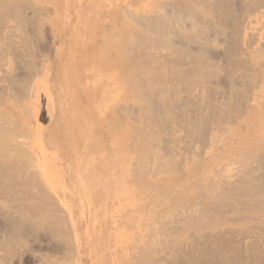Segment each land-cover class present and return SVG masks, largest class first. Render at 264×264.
Masks as SVG:
<instances>
[{
	"label": "bare ground",
	"instance_id": "obj_1",
	"mask_svg": "<svg viewBox=\"0 0 264 264\" xmlns=\"http://www.w3.org/2000/svg\"><path fill=\"white\" fill-rule=\"evenodd\" d=\"M34 1L0 0V201L8 208L11 201L26 198L30 201L26 204L28 209L26 207L27 210H23L24 206L19 204V208L22 209H19L18 213L22 210L23 213L32 211L33 215L29 214L32 215V222L37 226L57 227L58 225L57 228L62 231L68 227L67 219H63L64 217L55 219L59 216V211L56 217L50 214L53 204L51 199L47 198L52 192L58 194L59 191L62 193L64 190H61L62 187H57L54 183L55 178H48L45 183L39 176L46 177L53 169L47 150L42 147L41 142L44 128L55 112L54 104L48 95L51 67L54 60L64 57V44L58 43L53 38V41H50L51 49L48 48L45 52L42 48V56L40 48L37 47L36 51L39 52V58L41 57L39 59L38 53L36 52V55L34 52L30 33L28 34L24 29L31 28L36 31L39 39L40 36L48 35L44 32V29L47 30L46 25L58 26V28L71 25L69 18L75 4L82 8L83 4L91 3L92 7L94 2L93 0H36L33 8H37L35 10L32 8L36 12L32 17H28V14L22 12L23 5L29 8ZM41 1L52 4L54 13L53 9L50 11L49 6L50 10L41 8L40 6L47 7L42 3L39 5ZM124 1L99 0L98 4L118 9ZM146 1L148 0H129L126 10L124 8L126 12H121L126 14V17L131 15L129 19L131 18L132 23L129 28L133 42L127 43L120 51L119 57L122 58L120 64L108 60L110 56L100 53L95 57L92 56L94 61L86 66V75L80 76L77 71L78 84L90 90L84 94L98 116L103 117L105 111L115 112L114 109L118 108L120 115L127 117L124 119V124L120 123L122 129L127 128V136H122L123 140L120 137V143H113V156L117 157L113 162L116 170L113 177L105 181L106 185L101 186V190L98 189V185L102 183L103 171H106L110 164L107 161L100 163L97 161L99 158L93 152L91 143L87 142L83 128L81 130L78 126L79 121H85L86 115L92 118L95 114L86 113L81 109L77 102H74L72 92H70L71 104L65 106L64 117L67 126L73 129L78 137L71 146L72 152L68 153V160L74 168L70 171L71 182L68 180L65 184L68 191L60 201L70 220L80 256L78 264H82L80 248L83 242L78 228L81 219L78 212L73 209L72 192L79 193H77L78 203L75 206L80 205L81 209L87 207V210L84 208L83 211L84 215L90 218V227L103 222L107 212L105 205H109L108 201L112 195L114 200L120 199L119 203L125 200L120 206L122 210L117 207L119 213L113 217L114 225L120 232L114 234L115 236L112 235L113 243L108 253L112 254V262L108 259V263L102 264H264V135L255 136L257 131H264V60L262 58L264 48H260L263 47L264 42H261L263 45L260 43L262 34L256 32L259 25L264 26V0H244L243 3L240 1L243 6H239L243 8L242 12L236 9V0L234 2L233 0H149V3ZM133 5L134 8L131 7ZM170 6L172 10L169 9ZM43 11L53 13L54 17L52 18L50 14L44 15ZM181 13L182 18L179 16ZM14 17L21 23L19 29L27 34L24 40L21 37L19 40L17 37L20 31L17 26L20 24L16 22V25L13 21ZM192 18L199 19V27L197 25L194 27L195 24L193 27L189 25L193 21ZM188 19L191 21L187 22ZM228 24L230 28L231 25L234 26L232 34L243 45L241 48L240 43H237V46L239 45L238 47L243 50L237 49L244 51L242 53L248 57L243 56L244 59L247 58L243 63L237 62L239 71L233 68L231 81L225 87L220 76L225 69L222 67L227 63H223V57L229 49L223 46L225 40L222 41V47L219 42L217 45L210 41L206 34L211 31L215 34L217 31L214 27L217 26V30L221 26L225 29ZM82 26L89 27V20L80 17L79 21L73 23L70 33L80 37ZM205 30L209 33L205 34ZM228 31L230 32V29ZM19 33L21 35V32ZM43 39L49 43L47 38ZM236 39L232 37L230 41L234 42ZM137 44L139 47L136 46ZM211 48L215 50L214 54L210 53ZM240 54L237 56L239 57ZM9 61L17 62L16 68L13 65L15 63H11L14 67L7 65ZM139 63V68L135 70L133 67ZM233 63L229 62L230 66L236 67ZM18 64L24 69L22 74L18 72L20 75L16 71ZM123 72L129 74V79L128 84L125 85L126 91L125 89L122 91L121 97L125 94L127 99L136 98L137 95L133 91L134 94H130L132 88L139 93V103L134 102L130 105L124 101L122 102L124 104L115 105L118 97L115 94L120 93L125 82ZM110 95L113 100H110ZM142 119L145 122L144 128L131 123V121L137 123ZM87 121L84 127L86 130L93 125L90 119ZM224 121H228L227 126L233 125L232 128L227 127ZM225 129H228L229 134H224L227 132ZM115 135L118 137L117 132ZM129 136H135V140L141 137V141L136 142L138 148L143 146V142L148 141L151 145L158 141L156 143L159 147L158 144L152 146L160 148V153L154 158H152L153 154L147 157L149 160L140 162L138 170H134L133 157L127 151ZM119 144L120 147H124L123 159L118 152ZM193 146L197 149L195 151L197 153L193 152L194 156L191 155ZM189 148H191L188 152H191V159L190 155L184 156L188 154ZM135 149L137 152V148ZM27 150H30L29 155ZM36 156L40 157L39 161ZM150 163L153 166L150 172H155L147 175ZM29 165L35 173L30 170L31 168L29 169ZM122 165L124 170H127V174L123 175ZM54 166L56 169V165ZM146 176L150 179V185H155L157 188L151 189L150 194L140 186L145 185ZM134 180L141 182H137L138 189H141L138 193L141 200L144 202L149 198L158 200V202L154 201L157 203V208H153L159 214L156 215V219H152L148 229L151 234L143 229L142 220L147 215L144 208L138 205L135 210L136 215L131 213L130 205L135 202V196L140 191H136ZM113 182L114 187L118 186L115 192L110 189ZM54 201L52 202H58ZM91 203H93L92 212L89 211L92 207ZM23 204L25 205V202ZM15 205L18 206L17 204L12 206L16 207ZM29 214L22 215L29 217ZM7 217L10 223L4 224L9 226L6 225L3 230L0 228V264H11L10 254L13 252L14 255L15 251L17 253L15 250L18 248L17 244L24 242L23 239L17 238L20 236L17 233L20 229L15 231L16 217L14 218L12 213ZM8 219L6 218L7 221ZM111 224H113L111 220L105 222L107 227ZM130 226L135 228L132 229ZM55 227L47 228L53 230L54 234L57 230ZM130 228L134 231H129ZM33 229L36 230L35 227ZM22 230L21 227L20 232ZM69 230L65 229V236L67 233L70 235L67 232ZM13 231L16 232V237ZM62 233L60 236H64ZM60 238L58 237L59 240ZM65 238L72 239L70 236ZM70 239L68 240L71 241ZM69 241L65 243L69 244ZM73 243L71 241L69 245L72 246ZM157 243L159 246L155 247ZM67 248L68 252L69 247ZM38 251L44 252V249ZM47 254L43 261L38 258L39 264H62L56 262L57 258L54 261L55 253L53 259H48ZM20 255H22L21 251ZM72 259V256L69 257L68 261H72L69 264H74ZM63 261L68 264L67 260Z\"/></svg>",
	"mask_w": 264,
	"mask_h": 264
},
{
	"label": "rangeland",
	"instance_id": "obj_2",
	"mask_svg": "<svg viewBox=\"0 0 264 264\" xmlns=\"http://www.w3.org/2000/svg\"><path fill=\"white\" fill-rule=\"evenodd\" d=\"M33 1V0H32ZM36 1V0H35ZM35 1H34V3H32V7L31 6H29V8H28V6H27V8L29 9V11H27V8H26V6L25 5H23V14H28L29 16L28 17H32V15L36 12V11H33L32 10V8H33V5L35 4ZM40 1V0H39ZM149 1V0H148ZM148 1H146V3H149ZM226 1H228V0H226ZM229 1H232V0H229ZM235 0H233V2H234ZM243 1L244 2V0H236L235 1V3L237 4V5H235V7H236V9L238 10L239 9V12H242L241 10H243V6L240 4L241 2ZM38 2V1H37ZM37 2H36V4H37ZM93 6L91 7L90 6V4H83L82 5V8H79L78 7V4H75V7L72 9V11H71V15H70V20H69V22L71 23V25H68L67 24V26L64 28H58V26H54V27H52L53 25H49V26H47L46 25V31H45V29H44V32L46 33V34H48L49 35V37H48V35H46L45 33H44V35H46V36H38L39 37V39H37V33H36V31H34V30H31V28H26V29H24L29 35H30V39H31V43H32V45H33V47L35 48L34 49V52L36 53L37 51V47L38 48H40L39 49V51H40V55L42 56L43 55V53H42V48H44L43 49V51H45V52H47L46 50L49 48V49H51L50 47H52L51 45H52V43L50 42L51 40L53 41V38H55V40H57L58 41V43H62V44H64V57L62 58V57H59V59H60V62H59V66H57V77H58V81H61L62 82V84H63V82L65 83V81L63 80L64 79V73H65V60H66V56H65V53H66V49L68 50V51H74V55H76V53L75 52H77V54L79 55V57H83L82 55H83V53L85 52V51H87L88 52V55H87V53H86V55L88 56V58H87V56H86V59L85 60H80V63L82 64V65H79V68H81L80 69V72H79V75L80 76H83V75H86V66L88 65V64H90V63H92L93 61H94V58L93 57H95V55L97 56L98 54H103L104 56H110V58L108 59V60H112V61H114V62H116L117 64H120V62H121V60H122V58H120L119 56H120V51H122L123 49H124V47H125V45L127 44V43H131V42H133V35H131V30H130V28H129V25L132 23L131 22V18L129 19V17L131 16H128V17H126V14H122L123 13V11H125L126 10V7L128 6V3H129V0H125L122 4H120V8H114V7H111L110 6V3L109 2H107L108 3V5L110 6V7H108V6H104V5H101V6H99V4H98V2H99V0H93ZM242 2V3H243ZM44 4L43 6H45V5H47V7L45 6V7H42V6H40L41 8H48V6H49V8L51 9H47V10H50V11H52V9H53V13H54V8H53V5L52 4H50V3H48V2H43V1H41L40 3H38L39 5L40 4ZM234 3V4H235ZM31 4V3H30ZM37 4V5H38ZM38 5V6H39ZM36 6V5H35ZM34 6V7H35ZM239 6H242L241 8L239 7ZM52 7V8H51ZM132 8H134V5L133 6H131ZM31 8V9H30ZM37 7H35V9H36ZM124 8H125V10H124ZM34 9V8H33ZM34 9V10H35ZM123 9V10H122ZM169 9L170 10H172V8H171V6L169 7ZM25 10V11H24ZM47 10H45L44 9V11H46L47 12ZM28 13H27V12ZM44 11H43V14L45 15H49L50 14V16L53 18L54 17V15H53V13H51V12H49L48 11V13H44ZM122 12V13H121ZM126 12V11H125ZM32 13V14H31ZM84 16V17H83ZM179 16H181V18H182V13L181 14H179ZM80 17L81 18H85L86 20H89V27H84V26H82L81 27V30H80V32H79V36L80 37H77V35L75 34L74 36H73V34H71L70 33V29L72 28V25H73V23L74 22H76V21H79L80 20ZM46 18H47V16H46ZM16 19V17H14V22L16 23V22H18V24H20V25H18L17 26V28H18V30H20L19 28V26H21V23L19 22V20H15ZM18 19V18H17ZM193 19V18H192ZM196 19V18H195ZM195 19H193V21H196L195 23L193 22V21H191V19L189 20H187V22L189 21H191L190 22V24L189 25H192V27H193V25H194V27H196V25H197V27H199L198 26V24L200 25V21H199V19L197 18V20H195ZM193 22V24H191ZM113 24V25H112ZM16 25H17V23H16ZM108 27V28H107ZM218 27H220V26H218ZM225 27V26H224ZM229 27V28H228ZM23 28H25V27H23ZM52 28V29H51ZM220 28H222V31H220ZM219 28V30H217V26L216 27H214V30H216L217 32H215V34H214V31H211V29L209 30V31H211L210 33H209V31L207 32L206 30V32H205V34L206 33H209V34H206L207 36H208V38L210 39V41H212L213 43H215V44H217V42H219V45L221 44V46L223 45L222 43L223 42H225L224 44L225 45H223L226 49H229V51H228V53L226 54H224V55H226L225 57H223V63H226V64H224V66H223V63H222V68H224L225 67V69H223V72H222V74L223 75H221L220 77L222 78H220V80L221 81H223V83L222 84H224L225 85V87H227L228 85H229V83H230V79H231V77H232V75H233V73H234V71L233 72H231L232 70H233V68H234V70H235V68L238 70L239 68L237 67V62H241V63H243L244 61H246V57H248L245 53H242V52H244V51H241V50H243V49H241V48H243V45H241V41L239 40V39H236L237 37H235V35L234 34H232L234 31H232L233 30V28H234V26L233 25H231V28H230V26H229V24L226 26V28L224 29L222 26ZM131 29H133V28H131ZM223 29L224 30H226V32H225V34H224V32H223ZM230 29V32L228 31ZM28 30H30V31H32V32H28ZM212 30H213V28H212ZM25 31H23L22 29L20 30V31H18V33H17V37H18V39H19V37H21V39H26L27 38V34H26V32ZM33 31L35 32V35L33 34ZM219 31V32H218ZM232 31V32H231ZM19 32H21V35H19L20 33ZM91 32V33H90ZM228 32V33H227ZM256 32H258L260 35L262 34V36H260V43L263 41L264 42V26L263 25H259V28H258V30H256ZM32 33V34H31ZM230 33H231V35H230ZM26 34V35H25ZM118 34V35H117ZM33 35V36H32ZM51 35V36H50ZM56 35H58V37H56ZM220 36V37H216V36ZM33 37V39H32V37ZM214 36V37H213ZM231 36V37H230ZM47 38V40H49V43H48V41H46L45 42V40L43 39V38ZM91 37V38H90ZM232 37H233V39H236L237 40V42H233V41H230V40H232ZM34 38H36V39H34ZM52 38V39H51ZM56 38H58V39H56ZM214 38L216 39V40H214ZM220 38V40L218 41V39ZM20 40V39H19ZM41 40V41H40ZM77 40V41H76ZM225 40V41H224ZM240 42H239V41ZM98 41H99V43H98ZM221 41V42H220ZM223 41V42H222ZM40 42H42V44L40 43ZM72 42H74V43H72ZM44 43H47V44H44ZM57 43V44H58ZM96 43H97V46H96ZM228 43V44H227ZM236 43V44H235ZM237 43L239 44L240 43V47L241 48H239L238 46H237ZM35 44H36V47H35ZM99 44V45H98ZM237 46H235V45ZM262 45H263V43H261ZM218 45V44H217ZM227 45V46H226ZM230 45V46H229ZM43 46V47H42ZM137 47H139V44H137L136 45ZM222 46V47H223ZM229 47V48H228ZM237 48H239V49H241L240 51H239V49H237ZM260 48H264V45H263V47L261 46ZM54 51V50H53ZM235 51H237L236 52V55H234L235 54ZM263 52V56H262V58H263V60H264V50H262ZM222 52V50L220 51V53ZM242 53V54H240V53ZM38 53V58H39V52H37ZM37 53H36V55H37ZM116 53H118V56L116 57ZM210 53L211 54H214L215 53V50H213V48H211V51H210ZM237 54H240L239 55V57L237 56ZM112 55H113V57H112ZM241 55H242V58H241ZM246 55V57H245V59H244V57L243 56H245ZM93 56V57H92ZM29 57V56H28ZM41 58V57H40ZM39 58V59H40ZM120 58V59H119ZM30 59H31V57H30ZM230 59H233V60H231L230 61ZM242 59H244V60H242ZM237 60V61H236ZM240 60V61H239ZM14 61V60H13ZM13 61H9V62H7V65H10V66H12V67H14L15 66V68H16V65H17V62H13ZM55 61L56 60H54L53 61V65H52V67H51V69L52 68H54V67H56L55 66ZM225 61V62H224ZM231 63H233V64H236V67L235 66H233V67H231L230 65L231 64H229V62ZM110 62V61H109ZM11 63H15V64H13V65H11ZM77 63H78V61H77ZM249 63V62H248ZM232 64V65H233ZM250 64V63H249ZM139 65H140V63L137 65V66H134L133 68L135 69V70H137L138 68H139ZM226 65V66H225ZM227 65H229V67H231L230 69H228V71H226L227 70V68H229ZM251 66H253L252 64H250ZM23 70L24 69H22V67L18 64V66H17V73L18 72H20L21 74L23 73ZM236 70V71H237ZM239 71V70H238ZM237 71V72H238ZM228 72H230V73H228ZM20 73H18L19 75H20ZM124 73V75H123V80L125 81H122V83L124 82V84H122L123 85V88H122V90L120 89V93L119 94H115V96L117 97L116 98V103H115V105H119L120 103H122V102H124V101H127L128 102V104H132V103H139V101H138V98L140 99V97H139V93L137 92V91H134V90H132V88H131V91H130V94L132 93V94H136L137 95V97L136 98H131V99H127V95H125V94H123V96L121 97V95H122V91L125 89V85H127L128 84V79H129V74H126L125 72H123ZM228 73V74H227ZM229 74H230V76H229ZM51 75H52V70H51ZM230 77V78H229ZM229 82V83H228ZM64 85L65 84H63V87H64ZM120 87H121V85H120ZM229 88V87H228ZM125 91H126V89H125ZM134 93H133V92ZM125 93V92H124ZM51 94V93H50ZM49 94V92H48V95H49V97H50V99H51V101H52V96ZM68 98H66V102L64 103V106L65 105H70L71 104V98L72 97H70V93H68ZM110 100H113L112 99V97H111V95H110ZM74 102H77V100H74ZM122 104H124V103H122ZM121 105V104H120ZM55 117V112H54V115L51 117V118H54ZM51 118L49 119V121L51 120ZM139 119V118H138ZM225 122V125L228 123V121H224ZM131 123H133L134 125L135 124H137V125H139L141 128H144V124H145V122H143V119L142 120H138L137 121V123L136 122H133V121H131ZM261 123V122H260ZM31 125L33 126L34 125V122L33 123H31ZM121 126H122V124H120V128H121ZM227 126V125H226ZM229 126V125H228ZM227 126V127H228ZM233 126V125H232ZM232 126L230 127V128H232ZM226 127V128H227ZM228 130V129H227ZM226 129H225V132L227 131ZM121 131H122V133H123V136L125 135V136H127V128H124V129H121ZM229 131H227L226 133H224L225 135L226 134H229L228 133ZM111 133V132H110ZM114 133H116V131L114 132ZM121 133V132H120ZM258 134L259 135H264V131H257V134H255V136H258ZM111 135V134H110ZM33 136V135H32ZM136 136V135H135ZM135 136H133V137H130L129 136V139H128V144H127V148H128V152H129V154H131V156L133 157V162L135 163V164H133V168H135L134 170H138V165L140 166V162H142V161H144V160H149V159H147V157H150L152 154V158H154L155 156H156V154L158 153H160V151H161V149L159 148L158 149V147H159V144L158 143H156V142H158V141H154L155 142V146H157L156 144H158V147H155V146H152L153 144L151 143V145H150V143L148 142V141H146V142H148L147 144H146V142L144 143L143 142V146H140L139 148L137 147V144H136V142H140L141 141V137H137L136 138V140H135ZM116 137V136H115ZM114 136H113V138H114V141H116V142H118V139H116ZM122 138V137H121ZM134 138V140L132 141V139ZM139 138V139H138ZM52 140V141H51ZM122 140H123V138H122ZM130 140H131V142H133V143H131L130 142ZM120 142H121V140H119ZM135 141V142H134ZM49 142L51 143V145H59L60 144V138L57 136V134L54 132V133H52L51 134V137H50V140H49ZM120 145V144H119ZM135 145V146H134ZM33 146V145H32ZM133 147H135V148H137V152L135 151L136 149L135 148H133ZM143 147V148H142ZM153 147H155V148H153ZM34 148V147H33ZM33 148H30V149H32L31 151H34V149ZM121 148V147H120ZM133 148V149H132ZM140 148H141V150H140ZM146 148V149H145ZM191 148H193L192 150H194V148H195V150L194 151H192L191 150ZM191 148H189V150L187 151V153L191 150V155L192 156H194L195 154L193 153V152H195L197 149H196V147L195 146H193V147H191ZM135 149V150H134ZM144 149V150H143ZM152 151H154L153 153H152ZM27 152H28V155H29V153H30V150H27ZM35 152V151H34ZM70 152H72V149L70 148V150H69V152L68 153H70ZM142 152V153H141ZM141 153V154H140ZM190 153H188V154H185L184 156H186L187 157V155L189 156L190 155ZM195 153H197V152H195ZM32 154L34 155V153L32 152ZM140 154V155H139ZM194 154V155H193ZM36 155V154H35ZM142 155V156H141ZM149 155V156H148ZM191 155H190V159L192 158L191 157ZM138 157V159H137V157ZM37 157V156H36ZM35 158V157H34ZM189 158V157H188ZM37 159H38V161H39V159H40V157H37ZM31 162V161H30ZM29 162V163H30ZM139 163V164H138ZM32 164V163H31ZM151 165V166H150ZM150 165H149V168L148 169H152L153 168V166H152V164L150 163ZM30 167H29V169L30 170H32V167H31V165H29ZM137 166V167H136ZM151 169L149 170V171H147V175H149L150 173L151 174H153V172H155V171H153V172H150L151 171ZM33 172H34V170H32ZM111 173L112 172V170H108V173ZM35 173V172H34ZM133 173L135 174V171H133ZM38 175H39V173H38ZM38 177V176H37ZM44 177V178H43ZM47 177V178H46ZM46 177L45 176H39V178H41L45 183H46V181H47V179L49 178V179H51V178H55V181H54V183L57 185V187L58 188H61V190L63 191L62 193H61V191H59L58 192V194H54L53 192L52 193H50L49 191V198H47V199H51V203L53 204L52 205V207H51V211H50V214L51 215H53L54 217H56V215H57V213H58V211L60 212V214L62 215H60L59 213H58V215L59 216H57L55 219H58V217L59 218H63V219H67L66 220V223H67V225H68V229L65 227L64 228V230H60V228L58 229L57 227H58V225H56L57 227H55V225H54V227L57 229L56 231H55V229H54V231H55V235L53 234V230H51L52 228H54V227H50V226H48V225H45V227H44V225H36L35 223H33L32 222V218L33 217H31L32 215H33V212L32 211H26L25 213H23V210H25L26 209V207H27V209H28V206L26 205V204H28L30 201L28 200V199H26V198H24V199H19V200H16V201H11L9 204H11L10 206H8V208H6V206L7 205H4L5 203H3V202H1L0 201V208H1V210H0V223H1V225H0V228L3 230V228H6V225L8 224V223H10V221H9V219H8V217H7V215H9V214H13L14 215V218L16 217V221H15V223H14V221H11V222H13L14 224H15V231L17 230V231H19V229H20V231H21V227L23 228V230H22V232L24 233V234H22V232H17L18 233V236L19 237H17L18 239H20V240H24V242H20V243H18L17 245V247L20 249V250H18V248H16L15 250H17V253H16V251L14 252V255H13V252H12V254H10L11 255V257H13V258H11L10 256H9V259L11 260H13V261H10L9 260V262L12 264V262H13V264H32V263H34V264H36V262H37V264H39L38 262H40V260L39 259H41L42 261H43V259H44V257H45V254H47L46 252H48L49 253V250L52 252H50L52 255L55 253L56 255V257L54 258V255L52 256L51 255V257H49V254H47L48 255V259L49 258H51V259H53L54 258V261H55V259L57 258V260H56V262H58V263H62V264H67V262H64L63 260L65 259V260H67L68 261V259H69V257H71L72 256V260H73V263L74 264H78V262H79V258H80V256H79V252L77 251V245H76V243H75V240H74V235H73V232H72V230H71V225H70V220H69V218H68V216H67V213H66V211H65V209L63 210V205L61 204V201H60V199L63 197V196H65V194H66V191H68V190H66V189H68V187H66L65 186V184H67V181L68 180H70V182H71V176H70V172L69 171H57V170H54V171H51L50 172V174L49 175H46ZM148 176H146V178H145V185L143 184V185H140L141 186V188L145 191V190H147V193H149L150 194V192L153 190V188H155V189H157L156 188V186L155 185H150L151 183H150V179L149 178H147ZM48 179V180H49ZM147 179V180H146ZM42 181V182H43ZM58 181V182H57ZM63 181V182H62ZM59 183V185L57 184V183ZM136 182V183H135ZM137 182H140V180H134V185H135V189H136V191H139V192H137V195L135 196V199H134V203L133 204H131L130 206V209H131V213H132V215L134 214V215H136L135 214V210H136V208H137V206L139 205V206H141V207H143L144 208V210H145V212L147 213V215L146 216H148L147 218H146V216H145V219L144 220H142V225H143V229H144V231H147L148 232V234H151L150 233V231L148 230L149 228H150V226H151V224H152V219H156V215H158L159 213H158V211L157 210H155L154 211V208L156 207L157 208V203L156 202H154V201H157L158 202V200L156 199H147L145 202L143 201V200H141L140 198H139V196H138V193H140L141 192V189H138L139 188V185H137L138 183ZM141 183V182H140ZM44 184V183H43ZM45 185V184H44ZM48 186V185H47ZM138 186V187H137ZM152 189V190H151ZM72 190H73V188H72ZM151 190V191H150ZM156 191V190H155ZM54 194V195H53ZM62 194V195H61ZM53 195V196H52ZM74 195V197L72 198V197H70V198H72L73 199V203H74V207H73V209H74V211H76V212H78V216H80V219H81V221L82 220H86L87 221V225H89V227H90V218H87V216H85V215H81V211H82V209H81V207H80V205H77V207L75 206L77 203H78V198H77V193H74V192H72V196ZM52 197V198H51ZM53 197H55V198H53ZM112 197H113V195H112ZM110 198L109 200L110 201H108V206L107 205H105V209H106V217L102 220L103 222L102 223H100V224H102L103 226H102V229H101V231H99L98 232V234L99 235H97V237H94V236H92V237H87V239H86V241H84L82 244H81V247L84 245V244H89L90 243V240H92L93 241V243L94 244H98V246H99V248H101L103 251H93L92 253L90 252L89 254H86V253H83V252H81L80 251V255L82 256V264H99V263H108V259H110V262H112V254L111 255H109L108 253H109V249L111 248V244L113 243V236H115L114 234H117V232L119 231L118 230V228H116V225H114L115 223H114V221H113V217H115V214H117V213H119V210H118V208L120 209V206H121V203L123 202V201H125V200H123L121 203H119V201H120V199L119 198H117L116 200H114V198ZM15 200V199H14ZM26 200H28V201H26ZM53 200H55L54 202H56V201H58L57 203H53L52 201ZM119 200V201H118ZM21 201H23V203L25 202V205L21 202ZM116 201V202H115ZM12 202H14L13 204H12ZM149 202H151V203H149ZM143 205H142V204ZM154 203H156L155 205H154ZM14 204H17L18 206H16V207H14V206H12V205H14ZM19 204H20V206L22 205V206H24L23 207V210L22 211H20V213H18L19 212V209H22V207L21 208H19ZM92 204L93 203H91V206H92ZM3 205L5 206V207H3ZM45 205V209H46V204H44ZM57 205H59L58 207H55L54 208V206H57ZM153 205V206H152ZM115 206V207H114ZM12 207V208H11ZM17 207H18V211H17ZM112 207V208H111ZM114 207V208H113ZM118 207V208H117ZM154 207V208H153ZM3 208V209H2ZM10 208H11V210H10ZM16 208V209H15ZM84 208H85V206H84ZM92 208H93V206L90 208V212H92ZM134 208V209H133ZM153 208V209H152ZM8 211H7V210ZM12 209H13V211H12ZM26 209V210H27ZM49 209V208H48ZM54 210V212H53V210ZM118 211H117V210ZM147 209V210H146ZM14 210H15V213H14ZM86 210H87V207H86ZM122 209H120V211H121ZM5 211H7L6 213H5ZM12 211V212H11ZM49 211H47V212H49ZM111 211H113V212H111ZM153 211V212H152ZM53 212V213H52ZM65 212V213H64ZM30 213V214H32L31 216H30V214H29V217L28 216H24V215H22V214H26V215H28V214ZM64 213V214H63ZM15 214H16V216H15ZM19 215H22V217H20ZM75 215V214H74ZM19 216V217H18ZM4 217H6L7 219H8V221L6 220V218H4ZM27 217V218H26ZM66 217V218H65ZM155 217V218H154ZM17 218H19V219H17ZM22 218H26V219H23L24 221H27V223L28 222H31V223H33V224H26V222H24L23 220H22ZM31 218V219H30ZM20 219H21V221H20ZM29 221H28V220ZM31 220V221H30ZM105 220V221H104ZM109 220H111L112 221V223L113 224H111L109 227H107V226H105V222H109ZM7 221V222H6ZM20 223V225H19V223ZM24 222V223H23ZM4 223H7V224H4ZM16 223H17V225H16ZM150 223V224H149ZM3 224V225H2ZM14 224H12V226H14ZM22 224V225H21ZM79 224H80V222L78 223V228H79ZM28 226V227H26V226ZM31 225H36V226H31ZM7 226H9V225H7ZM18 226V227H17ZM20 226V227H19ZM70 226V227H69ZM25 227H26V229H25ZM29 227H35V229L36 230H34L33 228H29ZM38 227H39V229H38ZM42 227V228H41ZM47 227H49V228H51L50 230L47 228ZM132 229L133 228H135V227H132V226H130ZM45 228H47L46 230H45ZM110 228V229H109ZM129 229V231H134V230H132V229ZM25 229V230H24ZM61 229H62V227H61ZM65 229L66 230H69V231H67V232H69V234L70 235H68V233L66 234V236H65V234H64V231H65ZM117 229V230H116ZM48 230V231H47ZM58 230H60V232L62 233V234H64V236H60L61 235V233H60V235L58 236V234H59V232H58ZM15 231H13L14 232V234H15V237H16V232ZM28 231V232H27ZM35 231V232H34ZM44 231H46V232H44ZM50 231V232H49ZM87 231H88V229H87ZM29 232H32V233H29ZM38 232V233H37ZM41 232V233H40ZM116 232V233H115ZM120 232V231H119ZM118 232V233H119ZM29 234V235H28ZM41 235V236H40ZM47 235V236H46ZM81 234L79 233V236H80ZM113 235V236H112ZM25 238H24V237ZM33 236V237H32ZM35 236V237H34ZM49 236V237H48ZM52 236V237H51ZM54 236H56V237H54ZM60 238V237H62V238H60V240L58 239V237ZM68 236H70L72 239H70V238H65L64 239V237H68ZM23 237V238H22ZM28 237V238H27ZM39 239H38V238ZM77 237V236H76ZM27 238V239H26ZM31 238V239H30ZM41 238V239H40ZM54 238H56V240L54 239ZM36 239V240H35ZM65 241H64V240ZM68 239H70L71 241H73L74 243L72 244V246L71 245H69V244H71V241H69ZM157 239V238H156ZM155 239V240H156ZM27 240H29V241H27ZM26 241V242H25ZM31 241V242H30ZM69 241V244L68 243H65V242H68ZM157 242H158V239L156 240ZM27 242H29V243H27ZM61 243V244H60ZM63 243V244H62ZM20 244H22L21 246H19ZM28 244H29V246H28ZM23 245H25L24 247H23ZM31 246V247H30ZM60 246V247H59ZM159 245H158V243L155 245V247H158ZM25 247H26V250H25ZM67 247H69V251L67 252L66 250L68 249ZM74 247V248H73ZM28 248V249H27ZM36 248H39V249H36ZM46 248H47V250H46ZM50 248V249H49ZM71 248H72V252L74 253H72L71 252ZM31 249H32V251H31ZM34 249V250H33ZM36 249V250H35ZM43 250L44 249V252L42 251V252H37V250ZM52 249V250H51ZM62 249H64V250H62ZM74 249H75V251H74ZM104 249H106V251H104ZM25 250V251H24ZM19 251V252H18ZM20 251H21V254L22 255H20ZM54 252V253H53ZM60 252V253H59ZM65 252V253H64ZM112 252V251H111ZM9 253H11V252H9ZM38 253V254H37ZM59 253V254H58ZM61 253H62V255H61ZM66 253H68V254H66ZM18 256H17V255ZM32 254V255H31ZM34 254V255H33ZM40 254H41V256H40ZM44 254V255H43ZM58 254V255H57ZM69 254H72L71 256L69 255ZM16 255V256H15ZM35 255H36V257H35ZM46 255V256H47ZM67 255H69V257L67 256ZM58 256H62L61 258L59 257V259H58ZM74 256V257H73ZM40 257V258H39ZM65 257V258H64ZM66 257L68 258V259H66ZM18 258V259H17ZM20 258V259H19ZM33 258V259H32ZM39 258V259H38ZM46 258V257H45ZM38 261H37V260ZM61 259H63V260H61ZM58 260H60V261H58ZM21 261V263H19ZM35 261V262H34ZM61 261H63V262H61ZM69 263H72V261H68V264Z\"/></svg>",
	"mask_w": 264,
	"mask_h": 264
},
{
	"label": "crops",
	"instance_id": "obj_3",
	"mask_svg": "<svg viewBox=\"0 0 264 264\" xmlns=\"http://www.w3.org/2000/svg\"><path fill=\"white\" fill-rule=\"evenodd\" d=\"M74 43V42H72ZM75 44V43H74ZM76 55H74V51H68L66 49V60H65V73H64V81L65 84L63 87V84L61 81H58L57 77V66H59L60 59L59 57L55 61V66L52 68V75L50 76L49 80V94L52 96V102L54 104V110H55V117L51 118V120L47 123V126L44 128V133L42 135V147L47 150L49 161L51 162L50 165L53 167L51 171L57 170V171H72L74 168L72 167L71 163L68 160V152L72 146V144L76 141L78 134L75 133V131L67 126L65 117H64V110L65 106L64 103L66 102V98H68V93H73V98L77 100V105L83 109L86 113H94L95 117H90V115L85 116V121L81 120L78 122V126L86 135V140L88 143H91V148L94 153H96L97 157L99 158L97 161L103 162L107 161L110 165H108L107 170L103 171L104 177L101 179L102 183L98 185V189H102L101 186L106 185L105 181L107 179H111L113 177V173L115 169V164L113 163L115 161V158L113 155V143L118 144L119 138L123 136V133L121 131L122 127L120 128V123L124 124V119L127 117H124L120 115L119 109H114L113 111H105L104 116L100 117L98 116V113H95V110L93 107H91L88 103V100L85 97L84 92L90 91L84 87H81L78 84L77 81V71L80 72L79 65H82L80 63V60H85L86 56L88 55V52L85 51L83 53V57H79L77 52H75ZM87 53V55H86ZM88 58V56H87ZM78 61V63H77ZM50 98V97H49ZM107 102V101H106ZM114 113V114H112ZM119 117V118H118ZM117 118V120H115ZM90 119L93 123L92 127H89L88 130H86L85 123L88 122L87 120ZM121 120V121H120ZM91 128V129H90ZM86 131V132H85ZM117 132L118 137L115 135L114 132ZM56 133L57 136L60 138V144L59 145H51L49 142L51 134ZM111 132V133H110ZM121 132V133H120ZM111 134V135H110ZM84 135V134H83ZM113 136L118 139V142L114 141ZM128 150V149H127ZM118 152L121 155L122 159L125 157L124 154V147L122 146L118 148ZM61 164V165H60ZM56 165V169L55 166ZM72 167V168H70ZM112 170V172L108 173V170ZM123 175L127 174V170L123 168ZM123 179V178H122ZM114 182L112 183L111 190L115 192L116 187H114ZM78 193V192H76ZM79 194V193H78ZM84 202V199L82 203ZM86 202V201H85ZM84 204V203H83ZM82 204V206H83ZM86 208V206H85ZM84 207L82 208L81 215H84ZM88 229V231H87ZM102 224L96 223L94 226L89 227L87 225L86 220H82L79 224V231L82 242L86 241L87 237H97L98 232L101 231ZM81 252L89 254L93 251H103L101 248H99L98 244H94L92 240H90L89 244H84L80 248ZM106 251V249H104Z\"/></svg>",
	"mask_w": 264,
	"mask_h": 264
}]
</instances>
